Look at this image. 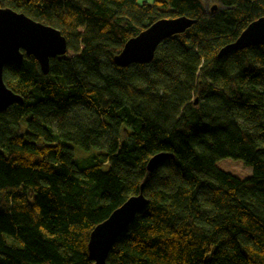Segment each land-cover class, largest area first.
Masks as SVG:
<instances>
[{
	"label": "trees",
	"instance_id": "trees-1",
	"mask_svg": "<svg viewBox=\"0 0 264 264\" xmlns=\"http://www.w3.org/2000/svg\"><path fill=\"white\" fill-rule=\"evenodd\" d=\"M0 8L77 41L46 75L31 56L3 67L23 103L0 113V264H92L90 231L141 185L146 204L105 264H264V45L217 57L264 17V0H0ZM178 16L195 22L162 40L150 63L113 64L128 39ZM79 107L93 121H73ZM68 144L102 152L75 160ZM158 153L169 157L148 173ZM219 159L252 175L228 174Z\"/></svg>",
	"mask_w": 264,
	"mask_h": 264
},
{
	"label": "water",
	"instance_id": "water-1",
	"mask_svg": "<svg viewBox=\"0 0 264 264\" xmlns=\"http://www.w3.org/2000/svg\"><path fill=\"white\" fill-rule=\"evenodd\" d=\"M215 9L216 5L210 7V11ZM194 22L186 16L155 21L124 43L119 53L112 58L113 64L118 68H125L132 64L150 63L162 40L184 33ZM259 45H264V17L248 24L233 42L218 51L217 57L221 58L230 52ZM66 50V39L57 29L34 21L23 13L0 8V113L13 104L23 103L20 96L4 85L2 80L4 65L7 63L18 65L23 55L31 56L37 62L41 73L46 75L49 60L63 56ZM167 157L169 155L165 153L153 155L146 164V171L152 173ZM142 188L143 185L140 186L137 195L127 198L90 231L86 251L92 264H105L108 252L117 237L144 208L146 200Z\"/></svg>",
	"mask_w": 264,
	"mask_h": 264
},
{
	"label": "rangeland",
	"instance_id": "rangeland-1",
	"mask_svg": "<svg viewBox=\"0 0 264 264\" xmlns=\"http://www.w3.org/2000/svg\"><path fill=\"white\" fill-rule=\"evenodd\" d=\"M142 0H138V2H141ZM76 32H79V30H76ZM72 33V32H71ZM66 39V44L67 45H77V41L75 39V37L73 36V34H69L67 37H65ZM67 59H71L73 57V53L71 50L68 49L67 46V50L66 53L61 56ZM72 120H80L83 122H90L93 121V117L92 116H87L83 110V108L79 107L77 109H74V112L72 114ZM105 143V142H104ZM68 146L72 147L73 150V155L75 160H77L79 157L82 156H92L94 154H99L102 152V150H95V149H91L89 151H83L81 149H79L78 147L72 146L70 144H68ZM215 166L228 173L231 174L239 179H245V178H249L252 175V169L249 166H245L241 161H237V160H232V159H219L215 162ZM106 168V167H104Z\"/></svg>",
	"mask_w": 264,
	"mask_h": 264
}]
</instances>
